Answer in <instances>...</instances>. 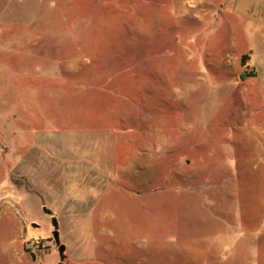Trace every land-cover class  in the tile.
<instances>
[{
	"label": "rangeland",
	"instance_id": "1",
	"mask_svg": "<svg viewBox=\"0 0 264 264\" xmlns=\"http://www.w3.org/2000/svg\"><path fill=\"white\" fill-rule=\"evenodd\" d=\"M263 2L0 0V264H264Z\"/></svg>",
	"mask_w": 264,
	"mask_h": 264
},
{
	"label": "crops",
	"instance_id": "2",
	"mask_svg": "<svg viewBox=\"0 0 264 264\" xmlns=\"http://www.w3.org/2000/svg\"><path fill=\"white\" fill-rule=\"evenodd\" d=\"M261 17L263 18V21H264V2H263V4H262V6H261ZM212 32L211 33H215V37L213 36V38H214V40H215V42H216V45H217V40L220 42V36H218V34H217V32H216V30H211ZM254 35H255V32H254V30L253 31H250V30H248L247 31V40L250 42V41H252L253 39H254ZM152 39V38H151ZM227 39V38H226ZM221 44V43H220ZM208 45H206L205 46V49H208V48H210V47H207ZM248 46L250 47V45H249V43H248ZM217 47V46H216ZM218 48V47H217ZM217 48H215L214 49V51L211 53V52H209L207 55H209L210 57L212 56V57H214L215 59H218V57H220V56H222V51L223 50H225V48H223V46H222V48H219V49H217ZM225 51H227V50H225ZM232 51V50H231ZM208 51H206V53H207ZM223 54H224V52H223ZM262 54H263V58H261V60L258 62V64H257V66L258 65H260L261 67H264V51H262ZM206 55V56H207ZM217 61V60H216ZM153 62V61H152ZM153 65H154V69H155V71L158 73L159 72V69H158V66H159V63L157 62V61H154L153 63H152ZM206 64V63H205ZM152 65V66H153ZM251 66L253 65L252 63L250 64ZM168 129H170V130H168V133H169V137L170 138H172V137H174V135H175V131H174V128H176V127H173V126H171V125H168V127H167ZM141 156H142V154H140ZM131 157V156H130ZM138 158H137V155L135 154L134 156H132V158H130V160H137ZM141 159H142V157H141ZM151 159V158H150ZM141 161V160H140ZM104 165L105 164H103V175H106V172H105V170L107 169L106 167H104ZM102 196H103V199H104V197H105V192L103 191L102 192ZM140 198H143L144 196H142V195H140L139 196ZM125 238H128L127 240H129V239H131V238H129V237H125ZM205 238V237H204ZM204 238H200L199 240H204ZM146 240H147V242H149V244L147 243V245L148 246H146L144 249H142L141 250V254H140V256H139V258L136 256V258H137V261H138V264H153L155 261L153 260L155 257H157L158 256V253H159V249H158V245L157 246H153V242H152V240L150 239V238H146ZM131 241H132V239H131ZM200 245H201V242L200 241H198V243L197 244H190L189 245V250H185L184 251V257H185V259H186V261L190 264V263H192V264H201L202 263V258H203V255H204V252H203V250L201 249V247H200ZM129 247H131V245L129 246ZM125 250L127 251V248H125ZM81 252V251H80ZM173 254V251H171L170 252V254L169 255H172ZM84 252L82 253H79L78 251L76 252V254L74 255V257H76V258H85L84 257ZM123 256V258H122V256ZM117 254V253H114V254H112V258H118V260H119V263H116V261H115V259L114 260H112L110 263H108V264H127L126 262V260H127V256L128 255H126L125 254V251H124V255L123 254ZM87 256H89L88 254H87ZM153 256H155L154 258H153ZM132 257V256H131ZM135 257V256H134ZM87 258V257H86ZM153 258V259H152ZM124 259V260H123ZM152 262V263H151Z\"/></svg>",
	"mask_w": 264,
	"mask_h": 264
},
{
	"label": "water",
	"instance_id": "3",
	"mask_svg": "<svg viewBox=\"0 0 264 264\" xmlns=\"http://www.w3.org/2000/svg\"><path fill=\"white\" fill-rule=\"evenodd\" d=\"M44 210L46 212H48L46 208H44ZM51 223H52V225L54 227V229L52 230V237L55 240V243L57 245L59 259H60L58 264H64L63 263V259H64V256H65L64 252H65L66 246H65V244L61 243L60 240H59L58 222H57L55 217H52ZM32 256L34 258L33 254H32Z\"/></svg>",
	"mask_w": 264,
	"mask_h": 264
},
{
	"label": "trees",
	"instance_id": "4",
	"mask_svg": "<svg viewBox=\"0 0 264 264\" xmlns=\"http://www.w3.org/2000/svg\"><path fill=\"white\" fill-rule=\"evenodd\" d=\"M246 57V55L242 56V60ZM246 76L245 72L243 71L242 73H240V78L244 79Z\"/></svg>",
	"mask_w": 264,
	"mask_h": 264
}]
</instances>
